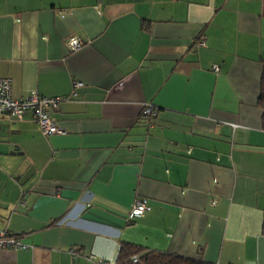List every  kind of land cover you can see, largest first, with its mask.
<instances>
[{"label": "crops", "instance_id": "crops-1", "mask_svg": "<svg viewBox=\"0 0 264 264\" xmlns=\"http://www.w3.org/2000/svg\"><path fill=\"white\" fill-rule=\"evenodd\" d=\"M263 65L264 0H0L12 97H68L64 133L0 116V229L27 245L0 264H113L122 241L264 264Z\"/></svg>", "mask_w": 264, "mask_h": 264}, {"label": "built area", "instance_id": "built-area-1", "mask_svg": "<svg viewBox=\"0 0 264 264\" xmlns=\"http://www.w3.org/2000/svg\"><path fill=\"white\" fill-rule=\"evenodd\" d=\"M83 44L84 43L76 37H69L65 42L69 51H75ZM200 44L203 45V42H200ZM211 68L214 71L219 69L217 65H213ZM75 85L79 86L81 83L77 81ZM66 99H68L67 96L48 97L40 95L36 91L30 92L24 97L14 98L11 95V80L7 77H0V116L7 114L15 119H21L26 112L31 111L34 116V121L38 125L41 134L44 136L65 132V130L60 128L50 116L49 110L51 108H56L62 100ZM142 113L146 116H150L155 113V110L151 104L146 103ZM146 209V199L136 200L127 214V219L133 220L141 217ZM6 247L18 249L26 248L27 245L22 243L18 236L0 229V248ZM133 261L137 262L135 256L133 257Z\"/></svg>", "mask_w": 264, "mask_h": 264}, {"label": "trees", "instance_id": "trees-1", "mask_svg": "<svg viewBox=\"0 0 264 264\" xmlns=\"http://www.w3.org/2000/svg\"><path fill=\"white\" fill-rule=\"evenodd\" d=\"M257 105L262 111L261 124L264 129V65L260 80V90L257 97ZM136 219L128 220L126 217V221L128 223L133 222ZM261 232L262 234H264V212L262 216ZM134 256L137 258V262L133 261ZM113 264H212V263L206 262L199 258L183 256L165 251H155L132 242L122 241L119 246L116 259Z\"/></svg>", "mask_w": 264, "mask_h": 264}]
</instances>
